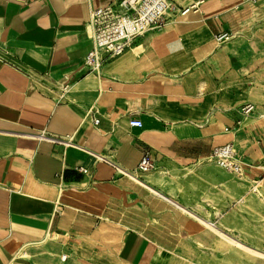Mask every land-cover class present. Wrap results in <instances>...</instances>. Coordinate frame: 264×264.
Here are the masks:
<instances>
[{"label": "crops", "instance_id": "obj_1", "mask_svg": "<svg viewBox=\"0 0 264 264\" xmlns=\"http://www.w3.org/2000/svg\"><path fill=\"white\" fill-rule=\"evenodd\" d=\"M117 1L0 0V264H264V0H170L200 6L89 73Z\"/></svg>", "mask_w": 264, "mask_h": 264}, {"label": "built area", "instance_id": "obj_2", "mask_svg": "<svg viewBox=\"0 0 264 264\" xmlns=\"http://www.w3.org/2000/svg\"><path fill=\"white\" fill-rule=\"evenodd\" d=\"M199 6V3H195L187 7H179L170 0H119L106 6L91 8L88 27L91 31L93 47L85 56L83 66L89 73L98 74L107 62L129 51L139 39L163 24L171 13L186 16ZM230 39L228 33L216 37L219 43ZM254 109V105L248 104L242 108V112L248 114ZM98 123V120L95 121V124ZM129 124L135 128L143 126L142 121L137 118L130 119ZM211 158L221 169L234 174L238 179L245 178V163L233 143L216 147ZM99 159L122 174H126L112 160L103 156H99ZM153 166L150 153L145 152L138 165V171L146 173L152 170ZM80 171L84 172V169Z\"/></svg>", "mask_w": 264, "mask_h": 264}]
</instances>
